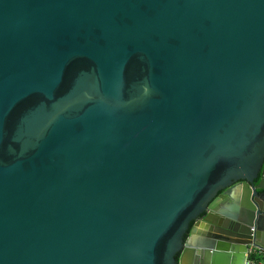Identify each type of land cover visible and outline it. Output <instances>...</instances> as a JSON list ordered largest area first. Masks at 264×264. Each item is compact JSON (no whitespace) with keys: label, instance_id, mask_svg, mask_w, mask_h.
<instances>
[{"label":"water","instance_id":"95a60500","mask_svg":"<svg viewBox=\"0 0 264 264\" xmlns=\"http://www.w3.org/2000/svg\"><path fill=\"white\" fill-rule=\"evenodd\" d=\"M252 233L264 0H0V264H245Z\"/></svg>","mask_w":264,"mask_h":264},{"label":"built area","instance_id":"2783aa9c","mask_svg":"<svg viewBox=\"0 0 264 264\" xmlns=\"http://www.w3.org/2000/svg\"><path fill=\"white\" fill-rule=\"evenodd\" d=\"M254 229L252 228V230ZM251 239L245 264H264V252L254 242V233H252Z\"/></svg>","mask_w":264,"mask_h":264},{"label":"flooded vegetation","instance_id":"af4514ba","mask_svg":"<svg viewBox=\"0 0 264 264\" xmlns=\"http://www.w3.org/2000/svg\"><path fill=\"white\" fill-rule=\"evenodd\" d=\"M238 181H236V183H237ZM222 191H220V193H221ZM204 214H202L201 216H203Z\"/></svg>","mask_w":264,"mask_h":264}]
</instances>
